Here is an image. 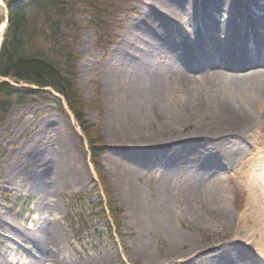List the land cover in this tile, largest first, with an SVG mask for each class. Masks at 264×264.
Here are the masks:
<instances>
[{
    "label": "rangeland",
    "instance_id": "rangeland-1",
    "mask_svg": "<svg viewBox=\"0 0 264 264\" xmlns=\"http://www.w3.org/2000/svg\"><path fill=\"white\" fill-rule=\"evenodd\" d=\"M99 1L111 15L113 20L110 21L115 20L117 25L110 36L111 42L104 48L100 47L96 29L89 24L90 15L83 13V9L76 14L78 30L73 38L79 55L78 84L85 102L84 114L89 123L99 127L100 145L104 148L100 158L101 173L108 193L106 195L91 163L88 143L81 126L61 95L51 90L57 98L49 97L48 100H36L13 107L0 126V259L3 264H36L42 249L31 238L40 235L47 224L58 229L59 240L57 247L51 246L45 250L55 253L61 261L67 259L71 264H99V259L107 254L112 256L114 264H143L142 256L134 247L136 227L127 224L120 188L107 167L108 154L114 148L113 141L122 131L123 124L112 114L114 104L111 96L108 97L110 91L105 89L103 73L110 69V62L114 60L113 56L117 54L127 29L154 0ZM198 1L197 6L191 9L193 15L189 12L174 21V33L169 36L172 47L167 52L166 63L182 71L184 68L180 61L185 52H190L191 48L198 54L208 52L209 56L204 63L210 66V78L196 74L191 91L212 108L226 102L232 108L246 107L250 110L254 131L248 134V144L241 142L238 157L257 158L264 153V27H239L233 12ZM242 6L243 12L250 18L263 19L264 9L257 4L244 0ZM238 20L241 22V16ZM227 21L235 23L229 34L234 40L242 38L243 50L248 51L253 62L259 64L250 71L238 73L226 68L220 69L215 60L217 58L211 55L212 51L226 45L230 39V36L227 37L218 29ZM165 84L167 88L162 92L160 101L155 98L153 102L144 100L143 113L148 118L146 130L159 132L175 112L185 119L184 125L175 134L180 133V130L187 133L196 128L197 120L190 116L193 112L191 93L185 91L174 77H170ZM171 133L167 131V135ZM181 142L177 148L168 151L167 158L175 152L177 156L184 154L182 161L186 167H191L201 159L215 157L211 146L207 150ZM186 145L188 151H184ZM65 148H69V153L71 150V155L65 154ZM31 151L35 152L32 159L34 157L36 161L25 163ZM156 157H160L161 161L151 164L137 180L150 197L153 196L166 164L162 154ZM65 160L72 162L73 170L75 168L83 172V184L74 182L62 189L51 186L47 170L55 169ZM35 163L38 166L37 173L25 178V170ZM234 168L213 171L201 192L200 201L205 209L232 211L234 215L244 209L248 190L235 175L237 166ZM182 187V182L174 184L172 229L203 244L221 239V243L227 245L223 252L229 253L232 248V245H228L229 236L202 225L186 209ZM110 203L115 209L114 213L111 212ZM71 207L74 208L73 215L70 214ZM81 211L85 213L81 215ZM4 221L10 223L15 231L24 232L25 236L19 237L12 230L6 229ZM141 230L143 248L156 258H164L172 246V240L165 229L153 227L149 230L142 227ZM245 230L246 226L241 228L240 235ZM204 253L200 264L208 263L213 255L207 251ZM249 260L242 257L237 264H248Z\"/></svg>",
    "mask_w": 264,
    "mask_h": 264
},
{
    "label": "bare ground",
    "instance_id": "bare-ground-1",
    "mask_svg": "<svg viewBox=\"0 0 264 264\" xmlns=\"http://www.w3.org/2000/svg\"><path fill=\"white\" fill-rule=\"evenodd\" d=\"M200 1L208 6L233 12L235 23L239 27H264V16L263 19H252L243 12L244 0ZM212 1L215 3L212 4ZM197 2L199 1L154 0L125 32L117 54L115 53L114 60L110 62V69L103 73L105 89L110 91L108 97L111 96L114 104L112 114L123 124L122 131L113 141L114 148L108 154L107 167L115 176L120 188L127 224L136 227L134 247L142 256L143 264H200L204 251L213 255L208 263L203 264H237L242 257L250 258L248 264H264V153L254 159L238 157L241 142L248 144V134L254 131L252 114L246 107L232 108L226 102L212 108L199 95L193 94L191 87L195 83L196 74L210 78V66L204 63L209 56L208 52L198 54L192 48L190 52H185L180 61L184 68L182 71L166 63L167 52L172 47L169 36L174 33V21L183 14H190ZM250 2L264 9V0ZM191 13L193 15V12ZM239 16L242 18L241 22L238 20ZM235 23L227 21L219 26L218 29L227 34V37L230 36V39L226 45L212 51L211 55L217 58L215 60L220 69L226 68L238 73L250 71L259 64L253 62V57L248 51L243 50V39L234 40L229 34ZM170 77L177 79L193 98V112L190 116L197 120V127L187 133L183 130L178 134L174 133L185 123L184 117L176 112L165 121L159 132L146 130L148 118L143 113L144 100L153 102L155 98L160 101L162 92L167 88L165 83ZM167 131L172 133L167 135ZM181 141L195 148L204 147L208 150V146H211L215 157L201 159L191 167H186L182 161L184 154L177 156L175 152L167 158L168 151L177 148ZM68 149L65 154L69 153ZM184 151H188L187 145ZM69 154L71 155V150ZM158 154L163 155L166 164L153 196L150 197L137 180L151 164L155 165L161 161L160 157H156ZM32 156H35V152L31 151L25 163L36 161ZM236 166L235 175L238 176L240 184L248 190L244 209L237 215L227 210L205 209L200 201L201 192L204 184L212 177L213 171L235 169ZM72 170L70 160L61 161L55 169L47 170L51 186L62 189L74 182L83 184V172L74 168L71 180ZM37 171L36 163L29 166L25 170V178L33 176ZM179 182L183 185L186 209L199 219L202 225L229 236L228 245H232L229 253L223 252L224 246L227 245H223L225 243H221V239L203 244L172 229L174 184ZM4 226L19 237L25 236L24 232L15 231L7 221H4ZM244 226L245 233L240 235L239 230ZM142 227L149 230L161 227L169 234L172 246L164 258H156L143 248ZM31 240L42 249L36 264H71L67 259L61 261L55 253L45 250L58 246L59 231L54 226L47 224L41 234ZM0 264H3L1 259ZM99 264H114V261L112 256L105 254L99 259Z\"/></svg>",
    "mask_w": 264,
    "mask_h": 264
},
{
    "label": "trees",
    "instance_id": "trees-1",
    "mask_svg": "<svg viewBox=\"0 0 264 264\" xmlns=\"http://www.w3.org/2000/svg\"><path fill=\"white\" fill-rule=\"evenodd\" d=\"M0 25L8 12V24L0 47V126L11 109L36 100L57 98L66 101L79 122L88 143L89 156L105 193L108 189L101 173L104 148L99 127L85 118V102L78 84V60L73 36L78 30L76 14L90 15L101 48L108 45L117 27L99 0H3ZM111 212H115L111 203ZM74 208H70V214ZM85 211H81L83 215ZM73 215V214H72ZM80 215V214H79ZM116 220V219H115ZM85 221V220H84ZM81 228V227H80Z\"/></svg>",
    "mask_w": 264,
    "mask_h": 264
},
{
    "label": "water",
    "instance_id": "water-1",
    "mask_svg": "<svg viewBox=\"0 0 264 264\" xmlns=\"http://www.w3.org/2000/svg\"><path fill=\"white\" fill-rule=\"evenodd\" d=\"M0 4L1 6H3L4 8H6L5 4L2 2V0H0ZM8 24V12H6V16H5V22L3 24V26L0 28V47H1V44H2V37H3V34L6 30V26Z\"/></svg>",
    "mask_w": 264,
    "mask_h": 264
}]
</instances>
